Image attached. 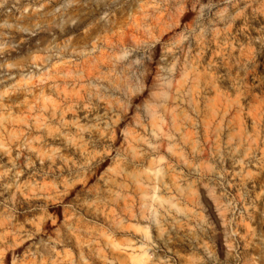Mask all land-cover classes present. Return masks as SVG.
Returning a JSON list of instances; mask_svg holds the SVG:
<instances>
[{
    "label": "rangeland",
    "instance_id": "rangeland-1",
    "mask_svg": "<svg viewBox=\"0 0 264 264\" xmlns=\"http://www.w3.org/2000/svg\"><path fill=\"white\" fill-rule=\"evenodd\" d=\"M262 111L264 0H0V264H264Z\"/></svg>",
    "mask_w": 264,
    "mask_h": 264
},
{
    "label": "bare ground",
    "instance_id": "bare-ground-1",
    "mask_svg": "<svg viewBox=\"0 0 264 264\" xmlns=\"http://www.w3.org/2000/svg\"><path fill=\"white\" fill-rule=\"evenodd\" d=\"M233 16V15H232ZM235 16V15H234ZM230 17H231V15H230ZM224 19V18H223ZM227 19V18H226ZM223 22V21H222ZM227 26V25H226ZM235 26V25H234ZM223 30H221V32H222ZM227 31V30H226ZM221 32H217L216 34H215V44L216 45H221L222 46V44H225L226 45V43H224V42H227L228 43V36L227 35H225L224 36V34H221ZM224 33V32H223ZM231 42V41H230ZM208 44V43H207ZM214 44V45H215ZM230 44V43H229ZM228 46V45H227ZM246 60V59H245ZM210 81V80H209ZM211 82V81H210ZM204 88H205V90H206V92L208 91V89H209V84L208 83H206V82H204ZM197 91V86H196V88L193 90V95L195 94V92ZM181 91H180V89H177L176 90V94H177V97H175V98H173V103L174 104H176V105H178V100H179V98H178V95H179V93H180ZM221 95V94H220ZM217 96V95H216ZM215 99H217L216 97H215ZM204 100V104H205V106H204V110H203V117H204V123H205V126L207 127V128H209V127H211V125L213 124H215V123H217L218 121L220 122V124H221V126L220 127H222V128H219L218 129V131H219V135H222L223 133H222V129L223 128H228L230 131L231 130H233V126L235 125V119L234 118H232V116H231V112H232V110H235V103L234 104H227V105H223V108L222 109H219V108H217V107H215L216 105H215V103L213 102V100L212 99H209V98H204L203 99ZM218 100V99H217ZM219 100H220V98H219ZM219 100H218V102H219ZM228 100V99H227ZM234 100V99H233ZM247 102V101H246ZM244 105H245V103H244ZM242 107V106H241ZM258 107V106H257ZM257 107H255V108H257ZM243 108H244V106H243ZM197 109H199V108H197ZM261 111V110H260ZM254 112V111H253ZM258 112H259V110H258ZM264 111H262V113H263ZM177 113V112H176ZM261 113V114H262ZM260 114V113H259ZM246 115V114H245ZM262 118V117H261ZM181 119V115H180V113L178 112L177 113V115H176V121L177 120H180ZM240 119V118H239ZM263 120V119H262ZM259 121V120H258ZM217 130V129H216ZM179 131H180V128H179ZM231 135V138L232 139H235V135L234 134H230ZM77 146V145H76ZM82 147V146H81ZM83 148H80V151L83 153V150H82ZM45 252H47V253H50V248H48L47 246L46 247H44V248H42Z\"/></svg>",
    "mask_w": 264,
    "mask_h": 264
}]
</instances>
